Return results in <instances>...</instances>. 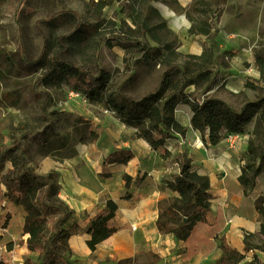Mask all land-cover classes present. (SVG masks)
Returning <instances> with one entry per match:
<instances>
[{"label": "rangeland", "instance_id": "374dc122", "mask_svg": "<svg viewBox=\"0 0 264 264\" xmlns=\"http://www.w3.org/2000/svg\"><path fill=\"white\" fill-rule=\"evenodd\" d=\"M101 1L107 0H0V151L16 148L23 165L38 173L46 155L70 156L92 140L93 116L109 108L110 97L126 105L131 99L140 100L154 92L173 67H188L191 76L197 75L198 62L177 51L179 40L161 21L158 7L184 10L196 30L203 27L207 31L203 34L223 31L240 47L264 53V0H192L187 8L180 7L177 0ZM66 13L74 14L73 22L62 20ZM59 37L66 43L64 57L76 66L94 74L100 70L110 73V81L96 90V97L103 101L71 96L55 75L37 83L61 49ZM142 48L151 53L159 49L160 54L154 61L144 60ZM42 54L34 70L16 66L20 56L34 61ZM259 68L263 86L259 81L247 92L231 94L219 89L218 94L229 99L235 110L261 98L264 66ZM212 79L213 72L209 80H199V93L209 90ZM43 92L50 98L45 106ZM256 128L254 143L264 140V125L257 122ZM8 166L0 171V260L27 264L36 254L27 249L28 234L22 232L24 209L7 204L2 177ZM72 263L80 264L73 259Z\"/></svg>", "mask_w": 264, "mask_h": 264}, {"label": "crops", "instance_id": "0c3cea01", "mask_svg": "<svg viewBox=\"0 0 264 264\" xmlns=\"http://www.w3.org/2000/svg\"><path fill=\"white\" fill-rule=\"evenodd\" d=\"M177 1L180 7L187 8L192 0ZM158 11L165 27L178 38L179 53L200 56L205 49H211L209 66L213 79L209 90L199 93L197 86L190 85L187 93H193L198 99L216 97L232 105L229 99L218 94L219 89L239 94L252 89L253 83L260 81L263 86L256 52L251 47H240L223 31L191 33L192 22L182 13L184 10L177 12L165 6L158 7ZM175 117L186 133H175L167 139L165 146L171 152L167 158L139 137L135 126L108 109L93 116L94 138L81 144L72 155L60 158L46 155L39 173L56 172L58 197L72 211L64 227L71 233L68 242L74 261L80 264H216L223 253V241L243 252L245 236L259 233L257 202L264 205V170L255 176L254 186L248 193L240 181L258 119L250 121L234 141L225 135L218 143L211 144L192 126L190 104H178ZM124 150L133 154L127 162L106 159ZM186 159L194 171L209 177L213 220L209 224L198 222L188 239L181 240L172 232L160 230L157 220L160 201L176 195L169 182L179 174V163ZM124 175L131 177L129 183ZM109 200L118 205L111 221L116 231L93 251L88 246L91 237L88 227ZM249 240L252 244L258 243L259 237ZM255 252L248 251L247 259ZM257 253L264 260V253ZM126 259L133 261L120 263Z\"/></svg>", "mask_w": 264, "mask_h": 264}, {"label": "trees", "instance_id": "16d2710c", "mask_svg": "<svg viewBox=\"0 0 264 264\" xmlns=\"http://www.w3.org/2000/svg\"><path fill=\"white\" fill-rule=\"evenodd\" d=\"M109 2L111 0L101 1L103 4ZM73 16V13H66L62 16V20L65 23L73 22ZM190 32L206 33L207 31L203 27L196 30L192 25ZM58 41L61 49L54 56L53 63L47 69V73L38 78L37 83L40 84L47 80L49 75H55L59 83L65 84L70 90L80 91L89 101L95 98H98V101H103V97H96L98 96L96 90L110 81V73L100 70L98 74H94L76 66L64 57V52L67 50L64 37H59ZM141 51L144 52L142 56L144 60L154 61L155 57L160 54L159 49L152 53L145 48H142ZM210 53L211 49L208 48L200 56L190 55L195 59V62H198L195 63L198 72L195 77L190 75L191 70L188 67H184V69L170 68L165 72L154 92L145 95L140 100L131 99L127 105L117 104L110 97L107 99L110 109H106L117 112L125 123L135 126L138 136L144 138L153 149L159 150L165 158L171 156V152L165 146L167 139L175 133L181 135L186 133V128L175 117V109L180 103L191 105L192 126L202 133L204 141L208 139L211 144L218 143L225 135L243 132L246 125L254 118L258 119L259 124L264 125V94L256 101L247 102L240 110H235L219 98L198 99L193 93L186 92L190 85L198 87L199 80L210 79L212 74L209 66ZM42 56L43 54L34 61L20 56L15 63L20 70L25 68L34 70ZM256 57L259 66L263 67L264 53L258 51ZM8 60H11V57ZM42 94L45 96V106L50 98L45 92ZM257 129L255 128L254 135ZM252 139L249 141L245 155L246 162L242 166L240 175L245 193H248L254 186L255 176L264 170V140L263 143L260 142L262 140L254 143ZM16 152L14 147L0 151V171L9 163L5 175L2 177V183L6 187L7 204L19 206L25 211L22 232L28 234L27 249L36 254L35 260L27 264H51L54 260L62 261L63 264H73V252L68 242L71 233L64 227L65 222L71 217L72 211L58 197L56 172L40 174L35 169L24 166L22 157L18 156ZM132 156L130 151L124 150L112 153L106 159L127 162ZM124 178L126 183L131 181L129 175H124ZM51 182H55L56 185ZM169 186L176 195L160 201L157 225L160 230L172 232L178 239L187 240L198 222L209 224L213 220L211 214L213 194L210 192V180L208 176L194 171L191 162L186 159L182 161L179 174L169 182ZM53 188L55 191L50 193ZM117 209V202L109 200L91 220L88 227V233L91 236L88 246L91 250L94 251L116 231V227L111 224V221L115 217ZM257 210L261 222L259 233L245 236L243 252L223 241V253L216 264H264V260L257 253L258 251L264 253V205L261 201L257 202ZM7 226L8 224L5 225V228ZM253 236L259 237V244L253 245L250 242L249 239ZM250 250H257V252L248 260L247 252ZM132 261L133 259H126L120 263H131ZM0 264L7 263L5 259H1Z\"/></svg>", "mask_w": 264, "mask_h": 264}, {"label": "built area", "instance_id": "2783aa9c", "mask_svg": "<svg viewBox=\"0 0 264 264\" xmlns=\"http://www.w3.org/2000/svg\"><path fill=\"white\" fill-rule=\"evenodd\" d=\"M70 95L73 96V97H76V98H79L83 101H88V98L83 94L81 93L80 91H76V90H70ZM228 138L229 141H234L237 137V134L235 133H232V134H228L226 136Z\"/></svg>", "mask_w": 264, "mask_h": 264}]
</instances>
